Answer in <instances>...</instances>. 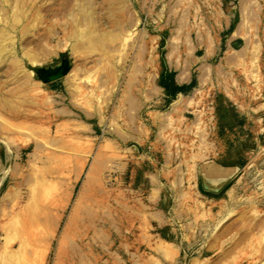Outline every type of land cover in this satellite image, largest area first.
<instances>
[{
	"label": "rangeland",
	"instance_id": "1",
	"mask_svg": "<svg viewBox=\"0 0 264 264\" xmlns=\"http://www.w3.org/2000/svg\"><path fill=\"white\" fill-rule=\"evenodd\" d=\"M0 48V264H264V0H0Z\"/></svg>",
	"mask_w": 264,
	"mask_h": 264
},
{
	"label": "crops",
	"instance_id": "2",
	"mask_svg": "<svg viewBox=\"0 0 264 264\" xmlns=\"http://www.w3.org/2000/svg\"><path fill=\"white\" fill-rule=\"evenodd\" d=\"M235 175L236 171L233 168H206L200 172V179L206 187L217 189L231 180Z\"/></svg>",
	"mask_w": 264,
	"mask_h": 264
},
{
	"label": "bare ground",
	"instance_id": "3",
	"mask_svg": "<svg viewBox=\"0 0 264 264\" xmlns=\"http://www.w3.org/2000/svg\"><path fill=\"white\" fill-rule=\"evenodd\" d=\"M0 51H1V48H0Z\"/></svg>",
	"mask_w": 264,
	"mask_h": 264
}]
</instances>
